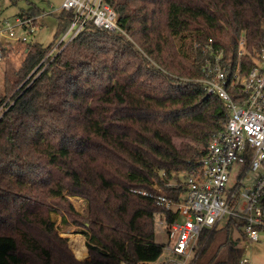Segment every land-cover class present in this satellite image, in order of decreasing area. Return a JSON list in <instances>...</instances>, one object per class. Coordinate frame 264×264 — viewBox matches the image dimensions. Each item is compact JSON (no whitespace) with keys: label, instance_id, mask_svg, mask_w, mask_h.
Listing matches in <instances>:
<instances>
[{"label":"trees","instance_id":"1","mask_svg":"<svg viewBox=\"0 0 264 264\" xmlns=\"http://www.w3.org/2000/svg\"><path fill=\"white\" fill-rule=\"evenodd\" d=\"M27 1L18 15L37 25L46 11ZM106 1L123 31L90 23L51 53L74 16L53 11L56 41L27 43V57L5 79L12 93L39 69L0 117V264L157 260L165 246L156 241L155 216L170 222L176 211L132 189L153 192L158 184L180 199L183 189L166 183L198 168L225 128L227 106L201 81L208 46L233 69L251 66L264 49V0ZM68 196L90 201L86 221ZM55 200L67 209L64 223L68 212L86 228L89 259L78 260L57 233ZM216 232H203L201 257L218 244ZM220 249L204 264H241L238 248L223 259Z\"/></svg>","mask_w":264,"mask_h":264},{"label":"built area","instance_id":"2","mask_svg":"<svg viewBox=\"0 0 264 264\" xmlns=\"http://www.w3.org/2000/svg\"><path fill=\"white\" fill-rule=\"evenodd\" d=\"M63 9L74 10L73 20L51 53L90 23L105 30L123 31L116 10L106 0H63L59 10ZM15 19L27 31H36L34 17L18 15ZM5 22L9 36L14 37L16 25L11 26L10 20ZM17 39L27 41L25 36ZM245 43L242 38L239 55L244 54ZM208 48L210 56L203 62L206 77L201 81L209 94L223 100L228 120L225 128L212 137L198 168L166 183L167 188L183 189L180 199L170 197L158 184L153 192L132 189L177 214L167 222V234L174 242L167 246L170 253L164 259L134 264H196L204 247L203 232L218 228L226 217L236 225L235 221L242 223L238 226L249 242L264 244V49L251 66L240 63L233 69L223 60V51L211 45ZM248 180L251 184L247 185ZM161 255H165L164 250ZM241 264L251 263L244 258Z\"/></svg>","mask_w":264,"mask_h":264},{"label":"rangeland","instance_id":"3","mask_svg":"<svg viewBox=\"0 0 264 264\" xmlns=\"http://www.w3.org/2000/svg\"><path fill=\"white\" fill-rule=\"evenodd\" d=\"M34 2L38 7L45 10L47 13H44L42 16L39 17V22L37 24V28L35 32H29L26 29H24L23 26L17 25L15 17L20 13L21 9H27L29 7V3L26 0H18L16 3L10 1V0H0V31L2 32L0 34V42L2 43L0 45V51L1 55H4L0 59V99L3 98L0 104V117L4 114V112L8 109L9 105L12 102V96L13 94L19 90L22 86H24L28 80L33 78V76L37 77L39 76L38 68L36 67L30 75L22 80L20 84L17 86L16 90H14L12 93H5V79L13 78L17 70H19L23 60L27 57L28 52V44L30 42H39L45 46L53 43L55 40V34L58 32V23L56 20V17L54 14H52L53 11H58L61 7V4L63 0H31ZM10 20L9 24L11 26H14L13 29L15 31V36L11 37L9 36V26L5 22V20H2L3 18H7ZM26 37L27 42H24L22 40H18L17 37ZM4 53V54H3ZM45 60V59H44ZM16 72V73H15ZM31 81H28V85L32 83ZM179 139L177 140V142ZM246 184H251V180L246 181ZM70 202L73 204L75 209L79 211L82 215V221H86L90 217V210H91V203L90 201L86 200L83 197L79 196H68ZM54 208H56L51 214L52 219L55 221L56 225V231L57 233L67 240L68 247L70 250H72L74 256L78 260H85L90 258V251L87 246L88 237L84 234L86 232V228L81 225H75L71 222L73 215L71 213L66 214L69 223H64L62 219L61 213L66 212V208L64 207V203L55 200L54 203H52ZM229 218H225L218 226L217 232L215 235L219 237L218 244L216 242V246L214 247L213 244V251L219 247H221V253L222 259L225 258V256L229 255L231 247L238 248L239 249V259L242 260L246 258L250 261L251 264H264V244L263 243H253L249 242L247 239H245V236L242 233L241 228L234 224L232 221L229 222ZM89 224L88 222H86ZM88 226V225H87ZM229 236V239H228ZM77 237V238H76ZM76 238L75 240H73ZM155 238L158 243L164 244V254L161 255L160 259H164L168 253H170V249L167 247L168 245H173V241L169 239V236L167 234V221L164 216V214H157L155 216ZM204 240L203 244L205 246L206 242ZM82 243L87 249V253L85 257H79V255H83L80 251L77 249V243ZM223 240V241H221ZM72 244V246H71ZM209 250L207 253L203 254L202 257H200L197 264H204L208 261V258L213 254V251ZM221 260V259H220Z\"/></svg>","mask_w":264,"mask_h":264},{"label":"crops","instance_id":"4","mask_svg":"<svg viewBox=\"0 0 264 264\" xmlns=\"http://www.w3.org/2000/svg\"><path fill=\"white\" fill-rule=\"evenodd\" d=\"M11 1V0H10ZM27 1V0H26ZM22 10V9H21ZM20 10V11H21ZM47 13V12H46ZM18 16V15H17ZM9 17H7V18H3L2 20H6V19H8ZM78 242H79V240H78ZM80 245V246H79ZM82 245V246H81ZM78 246H79V251L83 254V253H86L87 252V249H86V247L84 246V244L82 243V241H81V243H79L78 244Z\"/></svg>","mask_w":264,"mask_h":264},{"label":"bare ground","instance_id":"5","mask_svg":"<svg viewBox=\"0 0 264 264\" xmlns=\"http://www.w3.org/2000/svg\"><path fill=\"white\" fill-rule=\"evenodd\" d=\"M78 244H79V242L76 244V245H77V249H78V248H79V246H80V245L78 246ZM81 246H82V245H81ZM78 251H79V249H78Z\"/></svg>","mask_w":264,"mask_h":264},{"label":"water","instance_id":"6","mask_svg":"<svg viewBox=\"0 0 264 264\" xmlns=\"http://www.w3.org/2000/svg\"><path fill=\"white\" fill-rule=\"evenodd\" d=\"M87 252H88V251H87ZM87 252H86V254H88ZM89 256H90V255H89Z\"/></svg>","mask_w":264,"mask_h":264}]
</instances>
